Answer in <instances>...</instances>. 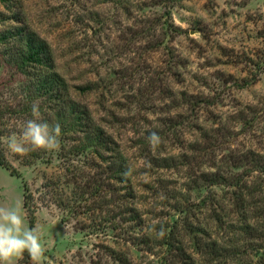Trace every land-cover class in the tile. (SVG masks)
<instances>
[{"label":"rangeland","instance_id":"obj_1","mask_svg":"<svg viewBox=\"0 0 264 264\" xmlns=\"http://www.w3.org/2000/svg\"><path fill=\"white\" fill-rule=\"evenodd\" d=\"M25 34L48 45L52 73L67 85L81 125L87 111L115 142L135 221L124 223L126 215L116 216V210L105 214L106 203L114 207L122 200L110 193L103 194L101 209L91 193L62 208L54 191L61 187L69 196L73 186L44 189L65 164L61 146L82 137L55 117L47 123L61 127L58 149L24 156L9 151V137L32 117L30 109L5 112L35 102L14 64ZM1 113L0 206L19 203L29 228L22 206L26 184L29 206L37 207L33 228L40 230L44 264L95 258L117 264L108 249L127 251L132 264H254L264 251V216L247 211L259 210L262 195L263 176L252 167L264 159V0L0 1ZM152 131L161 138L156 147L148 140ZM216 167L224 184L195 182ZM239 191H250L253 199L240 202ZM177 194L201 214L181 211L184 205H174ZM216 205L218 222L210 218L219 214ZM104 217L111 219L103 223ZM153 223L163 225L162 238L150 229ZM247 226L257 239L245 233ZM213 238L229 255L202 251Z\"/></svg>","mask_w":264,"mask_h":264},{"label":"trees","instance_id":"obj_2","mask_svg":"<svg viewBox=\"0 0 264 264\" xmlns=\"http://www.w3.org/2000/svg\"><path fill=\"white\" fill-rule=\"evenodd\" d=\"M0 1L6 4V0ZM19 31L23 30L21 29L17 32ZM29 35L25 34L23 39L21 38L20 49L16 51L17 60L14 62L16 70L25 75L27 78L26 84L28 87L25 88L27 89V93L29 92L32 94V99L35 103L37 101L44 121L49 122L51 118L53 119V117H55L61 124L69 127L68 132L79 133V135H82L81 138L74 140V143L70 146H61L62 154H60V156L61 159H65L64 161L62 160V163L65 164H63L61 171L58 173H52L50 177L46 179V183L43 185L44 189L46 191L52 189L56 190L57 185L59 187L61 185L73 186L75 190H72L70 195L68 193L69 196L66 195L67 193L64 192L61 187L60 190H56L57 192L54 191L56 195H58L59 205L62 206V208H67L65 203H77L76 201L79 200V197H81L80 195H84V193H91L92 197H99L98 202H94V204H97L98 209H101L103 207V199L105 198L103 194L110 193V195L118 197L119 199L121 198L123 201L120 199L121 201L117 202L114 207H111L109 203H106L105 206H107V211L105 214L111 215V212L116 210V216H120L122 218L123 215H126L125 217L127 218H122L124 223H127L128 221H135L138 218V214L131 208V203H128V200L130 201L132 199V194L128 191V182L125 178L127 176L125 163L123 162V159L120 160L121 155L117 154L115 151V142L108 135H106L102 128L95 124V121V123L93 122L87 111V120L83 126L81 125L79 118L76 117V110L72 109V106L75 105L66 95L67 85L62 79L57 78V76L52 73L53 65L48 45L42 39L37 38L36 40H33ZM29 104L25 102L21 105L18 112L11 110L10 113L6 111L5 114L11 115V113H25L29 109L31 110V104ZM84 113L81 114L84 115ZM5 114H0V120ZM79 127L80 129H78ZM2 132L3 131L0 130V138L2 136ZM70 156L77 158L76 161H78L79 165H81L80 168L76 165V163H71L74 159L71 160ZM81 157L83 159L81 162L82 164L80 163ZM242 157L244 156H240L239 159H244ZM252 169L255 172H258L261 177L263 176V179L261 180L262 190L259 191L262 195L260 196V202H258L261 205H258L259 210H254L253 208L252 210L251 207H249L250 209H247V211L248 214L249 212L253 213V211H257V215L264 216V159H262L261 156H259L257 164H253ZM84 175L85 179L83 180L82 177ZM195 177L197 178L195 182L197 181L201 186H217L219 184H224V179L226 178L219 173V168L217 167L213 172H200ZM62 178L63 183L61 180ZM238 188H242L243 191L245 186L241 185ZM121 191L124 192L121 194ZM242 191H239V193ZM249 196L250 191L247 196H245L242 192V194H239L236 198L243 203L249 199H253L251 196L249 198ZM173 199H175V206L184 205L183 207L179 206V208L181 211L182 209H186V211L191 213V216H196L202 212L199 210L200 208H193L192 211L193 205H190L188 200H186V198H182L180 194H177V196ZM30 201L32 202L33 198L29 193L26 184H23L22 206L26 212L29 228H33L37 207L35 204L29 206ZM186 203H188V205ZM216 207L218 208L217 205ZM218 213L219 214H217V212L215 214L212 213L210 217L215 222H218L221 217L220 208H218ZM110 219L111 218L109 217H104L102 222L104 223L110 221ZM262 226L264 227V224ZM112 229L116 230L117 228L112 226ZM262 229L264 230V228ZM254 231V229L247 226L245 233L248 232L253 239H257V231ZM127 241H129L131 245L134 243L131 242V240ZM119 242H121V240ZM218 243V238H213L202 245V251L204 250L206 251V254H211L214 257H222L226 253L229 255V249H224L223 246ZM104 249L106 250L108 248ZM107 251H110L106 252V255H109L108 258H111V260H114L117 264H132L131 259L129 260L128 258L127 251H116L114 249H108ZM30 261V257L25 252L17 264H29ZM89 264H102V262L100 258H95V260L90 259ZM254 264H264V251L258 256Z\"/></svg>","mask_w":264,"mask_h":264},{"label":"clouds","instance_id":"obj_3","mask_svg":"<svg viewBox=\"0 0 264 264\" xmlns=\"http://www.w3.org/2000/svg\"><path fill=\"white\" fill-rule=\"evenodd\" d=\"M31 117L24 121L22 131L9 137L7 147L12 154L24 156L37 150H55L60 147L59 137L61 127L59 124L50 125L43 120L38 103L31 107ZM149 143L156 147L161 142L157 132L152 131L148 136ZM22 207L0 206V264H14L16 258L22 257L26 252L32 264H44L45 248L41 243L39 228H28L21 215ZM150 229L157 238L165 235L163 225L159 228L156 223Z\"/></svg>","mask_w":264,"mask_h":264}]
</instances>
